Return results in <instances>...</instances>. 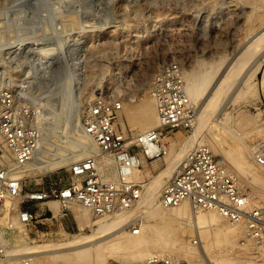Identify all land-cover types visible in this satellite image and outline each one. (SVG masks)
Segmentation results:
<instances>
[{"label":"rangeland","instance_id":"374dc122","mask_svg":"<svg viewBox=\"0 0 264 264\" xmlns=\"http://www.w3.org/2000/svg\"><path fill=\"white\" fill-rule=\"evenodd\" d=\"M213 1L0 0V80L8 88L26 96L32 103H41L40 107L33 104L39 110L38 119L40 118L39 122L43 126L42 135H44V139L48 140H44L46 159L56 158L59 155H71L74 151L72 148L73 142L76 140L72 125L68 121L62 120L61 99L58 88L61 78L59 77L63 79V76H68L71 78L70 102L75 109L73 118L76 124H79L82 104L99 95L120 98L122 101L123 99L138 101L149 96L152 97V82L161 68L170 61L179 62L183 70H196L205 67L209 61L216 60L219 69L216 71L214 80L221 76L225 64L230 61L233 53H236V56L240 55L241 52L243 53L244 48L239 49V47L244 44H241L243 41H246L257 15L261 13L259 16H262L264 14V1L254 0L257 4L260 3L261 5L263 3L261 6L258 5L254 8L255 11L251 5L253 0ZM239 1L243 3H241V8ZM250 13H252L251 18ZM70 17L72 18L70 19ZM260 42L245 54L250 56L252 53L253 55L251 54V58L249 57L248 61L246 60V63H243V67H240L241 70L239 69L234 75L229 88L219 93L221 97H218V95L219 99L217 98L216 103L207 108V121L205 124L207 129L205 126L202 128L203 130L199 134V139L201 138L199 144L207 143L208 145L207 139L213 135L220 141L223 148H228L232 141L230 143L228 132L221 131L222 121L228 123L231 128L233 127L237 134L243 135L245 145L248 147L264 144V139L260 138L258 131L251 125L238 126L234 122V118L240 112L255 116L260 111L261 116H264V95H262L264 92V79H259L264 72V45L262 41ZM209 46L211 48L210 52L207 49ZM257 46L259 49H257ZM236 48L240 51L237 52ZM217 52L221 55L224 53L225 57L219 56ZM242 53L241 55H243ZM258 59H261L260 62ZM113 62L120 63V70L111 69L110 63ZM123 63L130 66L137 63V68L134 71L128 70V67L123 69L121 68ZM149 66L153 68V74L150 76L147 71L141 75L142 71L140 69H146ZM58 68L62 71V74L58 73ZM246 76L250 78L249 83L251 81L256 83L246 92H238L239 89L237 88L244 85L241 80ZM84 77L92 79L82 89L80 85ZM92 90L94 92L90 93ZM204 95L200 98L202 100L198 99L197 102H194L196 116L200 112ZM235 98L236 100H233ZM122 109L119 116L122 127L133 131L143 130L130 121ZM231 109L234 110L231 111ZM224 113H227V115ZM55 115L57 118H55ZM211 126L212 128H209ZM260 129L264 131V127ZM191 131L176 129L172 136L181 135L185 137L190 135ZM213 152L217 154L216 151ZM251 157L253 159V150L249 156V161L255 163ZM68 163L66 161V163L53 168L43 169L44 171L40 169L34 174L27 175L25 183L27 185L35 183L43 185L50 179L53 180L59 176L64 181L68 179ZM146 164L155 172V168L164 165V160L163 157H160L149 160ZM260 167L264 172V166ZM140 179H144L145 182L148 181L146 176H142ZM244 186L248 188L247 190L250 192L249 194L252 193V196L258 191L257 187L249 182H246ZM73 205L82 207L79 204ZM70 210L75 214L72 209ZM86 213L92 224L81 226L76 217L79 229L65 230L71 234L69 237L79 236L82 232L91 233L93 226L98 232V234L91 236L92 239H95L109 229L107 224L106 226L104 224L105 220L104 222L102 219L95 220L90 216L91 213L88 209ZM59 214H61V208L57 215ZM138 216L139 212H136L131 218ZM141 219L143 218L141 217ZM98 221H100L99 225L96 224ZM225 222L229 221L225 218ZM57 223L58 221L55 220H45L44 228L38 226L30 232L26 231V235L24 234L26 239H32L39 244L36 248H27L19 240L14 243L10 251L16 254L22 253L23 256L27 255L30 259V255L35 254L37 251L51 250L54 246L52 247L49 242L53 241L52 243H54L63 237L58 231L62 228H59ZM48 229L49 232H46ZM186 229L187 225L184 222L179 223L178 231L181 233L183 240L190 244L192 242L189 238L194 236L197 242L190 245L198 251V246L201 245L200 236L194 232L186 233ZM128 235L132 234L128 232ZM246 236H248L247 230ZM243 241L244 239L240 238V242ZM253 242L248 245L244 252L242 251V255L251 256L257 263L264 262V252L261 251L260 247L262 244H255L256 241ZM219 247L220 245L217 244L212 251L216 252L215 250H218ZM154 250L158 251V249ZM91 252L93 253V250ZM160 252L168 254L167 251ZM36 255L37 259L45 262L53 254L43 252ZM168 255L176 256L182 260V264H186L183 255L177 253ZM20 261L18 255L16 259L7 263L15 264L18 262L23 264ZM30 262L31 259L28 264ZM103 264H128V262L120 260V258L106 256ZM140 264H144L143 259Z\"/></svg>","mask_w":264,"mask_h":264},{"label":"built area","instance_id":"2783aa9c","mask_svg":"<svg viewBox=\"0 0 264 264\" xmlns=\"http://www.w3.org/2000/svg\"><path fill=\"white\" fill-rule=\"evenodd\" d=\"M151 94L159 123L141 131L124 128L119 122L122 99L99 95L87 100L80 108L79 122L95 142L97 152L109 157V161L101 165L96 154H88L68 164V179L63 181L59 176L43 185H27L28 176L17 172L38 150L43 132L39 110L26 96L0 80V264L18 255L23 264L29 263L27 255L10 250L19 228L30 232L41 223L35 206H44L48 219L58 221L59 228L67 230L62 218L71 211L70 204H79L99 220L139 201L145 180L134 177V169L143 161L163 157L174 130H192L196 118L179 62L170 61L161 68L152 82ZM253 159L264 166V144L253 148ZM248 196L247 188L207 144L201 143L181 157L178 168L163 184L158 201L166 208L188 201L195 211L214 209L229 222L243 223L248 236L264 245V205L252 204ZM49 200L60 205L59 217L54 216ZM13 215L19 225L12 222ZM127 227L130 234H139V218H131ZM189 240L197 242L194 236ZM144 264H182V260L153 250L144 258Z\"/></svg>","mask_w":264,"mask_h":264},{"label":"bare ground","instance_id":"6f19581e","mask_svg":"<svg viewBox=\"0 0 264 264\" xmlns=\"http://www.w3.org/2000/svg\"><path fill=\"white\" fill-rule=\"evenodd\" d=\"M241 3L242 2H240V8L241 5L243 4ZM251 5L253 6L252 9L254 10V8L258 7L260 3L257 4V2L253 0L251 2ZM250 14H251L250 15L251 18L252 13ZM259 15H257V17L254 19L252 27L250 26L251 29L248 34V37L246 36L247 37L246 41H243L241 43L244 44L243 45L239 44L241 46L240 47L238 46L239 49L244 48L242 50L243 53L241 52L243 55H241V53L239 52L240 55L238 54V56H236V53L232 52L233 53L232 58L229 57L230 61L225 64L226 66L224 65L225 67L222 70L224 71L223 74L221 76H218L216 80H214L215 74L217 69H219L216 60L215 61L211 60L208 62V64L205 67H201L196 70H192V69L183 70L186 92L190 97L191 101L193 103L197 102L198 99H200L205 94L202 105L200 104L201 105L200 112L195 118L196 122H194V126L190 135H186L185 137L181 135H176L175 137L172 136L169 138V149L167 153L163 156L164 165L162 164L163 165L162 167L155 168L156 170L155 172H153L154 170L149 165H147L146 162L143 161L142 167H137L134 169L133 171L134 177L140 178L142 176L143 177L146 176L148 178V181L145 182V188L143 190V193L139 201L125 211H122L120 213H115L111 216L102 218L103 222L104 220L106 222V223L104 222L105 226L107 224V228L109 227V229L103 234L101 233V235H99V237L95 239H92L91 236L98 234V232L96 228H93V226L91 233L82 232L80 233L81 235L79 236L75 235L72 237H69L71 234H69L65 230L59 229L58 231L63 235V237L59 238L54 243H52L53 241L49 242L50 244H52V247L54 246L51 250L37 251L35 252V254L30 255V259H31L30 264H92V263L103 264L106 256H110L112 258H120V260H124L128 262V264H140L142 259L144 260L147 254L153 251L154 249H158V251H167L168 254L177 253L179 255H183L184 259L186 260L185 261L186 264H264V262L257 263L249 255H242V251L244 252L248 247V245L253 242V239L246 236V227L244 226L243 223L225 222V217L220 215L214 209L195 211L188 201H183L179 205L172 208H166L162 206L158 201V196L163 184L167 181V179L170 177L172 172L178 168V164L181 157L191 147L201 142V138L199 139V134L201 130H203L202 128L205 126L207 121V116H206L207 108L213 106L216 103L217 98L221 97L220 96L221 94L219 95V93H222V91L224 92V90H227L229 88L230 83L234 78V75L238 72L239 69L241 70L243 65L246 63V60L248 61L249 57L251 58L252 53L250 54V56H247L245 54L250 49H253V47H255L256 44L260 41H262V44L264 45V14L262 16ZM71 18L72 17H70V19ZM259 46L261 45L259 44ZM207 49L209 52L211 51L210 46ZM257 49H259L258 46ZM238 51L240 50L237 49V52ZM219 52H217V54ZM223 55L219 53V56L225 57V55L224 56ZM110 64H111V69L120 70V65H119L120 63L118 64L113 62ZM136 64L137 63H133L130 66L126 63H123L121 68L127 69L128 67V70L134 71L137 68ZM144 69L145 68H143L142 70L140 69V71H142L141 75L143 73H146L147 71L150 76L153 74L152 67L149 66L148 68L146 67L145 70ZM251 69L253 68L251 67ZM57 71L58 73L62 74V71L59 68ZM262 74L263 75H261V77L259 78L261 80L264 79V72ZM58 75L62 76L60 74ZM59 78H61V81L59 82L60 85L58 88L61 99L60 107L63 117L62 120L64 119L65 121H68L72 125L73 131L75 132L76 140L75 142H73L74 145L72 146L74 151L69 156L59 155L56 158L46 159L45 157L46 155H44L45 152L44 140L46 139H44V135H42L38 143V150L36 151V154L33 157V159L29 161L26 165L18 169L17 174L20 176H27L30 174H34L36 171L40 169L42 171L43 169L53 168L57 165L66 163V161L71 163L73 161L82 159L88 154H96L101 165L104 161L107 162L109 161V157H106V155L97 152V147L93 139L84 132L80 123L76 124L73 118V116L75 115V109L72 107L70 102L71 78L68 76L67 77L63 76V79L62 77ZM91 79L92 78L90 77H84L80 87L83 89L85 85L89 84V81ZM249 79L250 78L247 76L246 78H242L241 82L244 85L241 86L240 88H237L239 89L238 92L241 93L246 92L250 87L253 86L254 83H256L255 81H251L249 83ZM92 92H94V90L90 91V93ZM262 95H264V92ZM233 100H236V98ZM33 103L36 104L38 107L41 106V103L39 104L35 102ZM122 103H123L122 110L124 111L126 117L140 129L144 130L158 125L159 121L157 116L156 102L153 96L152 97L149 96L148 98H144L138 101H131V100L128 101L126 99H123ZM233 110L231 109V111ZM56 115L55 118H57ZM225 115H227V113ZM234 122L237 123L238 126L251 125L253 128H255L256 131H258L260 138L264 139V131L263 129H260L261 127H264V116H261L260 111H258L255 116L248 114L246 115L240 112L234 118ZM212 126L209 128H212ZM220 126L222 127L221 131L224 130L225 132H228L230 143L231 141L232 143L228 148L225 149L220 145V141H218L216 136L212 135L207 139L208 146L213 151L217 152V154L215 155L217 156L219 161L224 163L231 170V172L234 174V176L241 185H245L246 182H249L253 184L255 187H257L258 191L256 192L255 195L252 196L251 195L252 193L249 194L248 196L249 201L252 204H259V203L264 204V172H262L260 165L249 161V156L252 153V150L253 148H255V146L248 147L247 145H245L244 136L241 134H237L236 131H234L233 127L231 128V126L228 125V123L222 121V124ZM48 204H50V206L52 207L54 215H57L60 210V205H58V202L55 200H49ZM68 207L75 212V215L81 226L92 224L90 221V217L87 216L86 208L75 207L73 204L72 205L70 204ZM136 212H139L138 218L140 221L141 231L139 234L134 236L128 235L129 228L127 227V223L130 220V218L133 216V214H135ZM140 216L143 219H141ZM11 220L14 224L18 225V219L15 215L12 216ZM182 222H184L187 225L186 233L194 232L196 235L198 234L200 236L201 245L198 246V251L195 249L194 246L190 245L192 243L190 242H189L190 244L186 243L181 237V233L178 231V225L179 223ZM99 223L100 221H98V223L96 224L99 225ZM24 234L26 235L24 229L19 228L17 230V234L14 235L15 236L14 243H17L19 240H21V243H24L23 245H25L27 248H36L37 246H39V244L34 242V240L32 239L27 240ZM240 238L244 239V241L240 242ZM253 243H255V241ZM217 244L220 245V247L218 250H215L216 252H213L212 250L215 249ZM255 244H257V242ZM260 247H261V251L264 252V245H261ZM91 250H93V253L91 252ZM43 252H49L52 253L53 255H51L49 257L50 259L48 258V260L45 262L44 260L40 261L39 259H37L36 254ZM15 264H20V263L16 262Z\"/></svg>","mask_w":264,"mask_h":264},{"label":"crops","instance_id":"0c3cea01","mask_svg":"<svg viewBox=\"0 0 264 264\" xmlns=\"http://www.w3.org/2000/svg\"><path fill=\"white\" fill-rule=\"evenodd\" d=\"M36 210V212L40 215L39 217V220L41 221V223L38 224V226L40 228H44V223H45V220H49L48 217H49V212H47L45 210V207L44 206H35L34 208ZM61 214L59 215H54L56 217H59ZM75 218H74V217ZM54 220V219H53ZM62 223H63V226L67 229V230H74V229H79V224H78V221L76 219V216L75 214L70 211L68 213V215L66 217H63L62 218Z\"/></svg>","mask_w":264,"mask_h":264}]
</instances>
